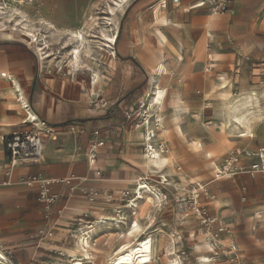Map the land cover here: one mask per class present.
<instances>
[{
    "label": "crops",
    "instance_id": "1",
    "mask_svg": "<svg viewBox=\"0 0 264 264\" xmlns=\"http://www.w3.org/2000/svg\"><path fill=\"white\" fill-rule=\"evenodd\" d=\"M196 1L139 0L137 4L141 9L151 8L157 41L153 40L151 47L155 60L145 62V65L150 68L152 89L156 84L165 94L160 105L150 106L148 103L147 109L155 108L161 126L164 124V132L174 139V150L177 145L184 151L193 150L192 140L197 139L204 151L218 154L214 161H219L229 147L220 131L223 123L229 125L238 146L248 150L264 148V0H229L226 11L216 14L207 8H192ZM95 2L66 0L71 7L66 4L55 9L40 6L36 18L40 25L52 26L65 33L82 30ZM135 33L133 42L139 44L141 41ZM28 40L8 32L0 34V178L7 167L2 138L12 131H39L43 136L44 154L40 161H20L12 171L9 185L0 186V249L10 264H70L77 258L74 254L76 240L79 231L85 230L86 223H92L94 227L87 244H94L93 247H99L101 252L109 249L102 247L100 241V235L107 227H127L126 231L135 229V226L130 227L131 222H137L141 227L136 218L137 208L134 217L125 210V221L121 224L107 222L97 225L101 220H114L117 209H123L120 194L133 191L131 188L138 178L144 177L142 173L152 171L144 160L137 159V147L144 135L131 127L129 129L125 118L126 111L135 106L140 93L137 87L135 91L131 88L113 93L107 91L104 97L110 104H115L128 91L135 94L129 106L122 102L110 113L96 111L84 101H89L87 98L95 93L98 73L91 67L86 68L91 88L83 94L80 72L72 68L80 66L78 59L70 58V66L46 65L43 60L48 54L40 47L35 50ZM132 48V45L125 44L120 51L115 40L113 47L108 45L103 50L109 53L111 62L116 59L118 63L130 62L132 68H128L135 82L141 76L147 84L146 70L130 52ZM159 57L162 60L157 62ZM160 64L164 66V72H158ZM120 70L118 67L111 73L115 75ZM177 75L184 76L182 82H176ZM217 77L220 80H216ZM226 79L229 86H220L219 81ZM198 91L199 94L195 95L194 92ZM228 92L235 97L223 109V115L215 112L208 117L196 116L195 120L188 115L194 109L199 112L208 109L207 101L211 99L223 101L229 96ZM165 98L172 113L164 119L161 110ZM233 108L237 110L233 112ZM241 115L243 118L237 120ZM245 117L249 134H243L245 129L241 123ZM38 120L43 126L35 122ZM72 125L83 132L71 131ZM193 127L198 133H193ZM95 129H101L105 141L96 161L100 176L90 171L86 162V151L94 139ZM213 132L216 140L210 143ZM201 144L197 147L201 148ZM198 156L204 168L211 170L212 166L203 156ZM250 161L245 159L244 163ZM216 167L214 165L213 171ZM33 175L47 179L74 176V187L93 190L95 199L89 201L78 190L69 193L65 187L54 186L51 192L57 194V202L50 210H44L37 200V188L21 186ZM233 183V211L229 213L227 206L222 204L217 211L218 223L233 231L223 239L230 238L236 243L238 258L234 264H264V174L253 177L240 174ZM170 211L168 213L172 215L173 210ZM80 217L84 218L82 223L77 222ZM191 218L196 227L195 217ZM168 220L172 219L169 217ZM47 232L51 235L48 236ZM198 232L194 234L198 235ZM73 233L74 247L69 248L67 238ZM124 234L116 233L118 236L112 240L114 247L109 257L126 242ZM103 246L106 247L107 243ZM85 261L89 260L81 262ZM166 261L163 256L151 264Z\"/></svg>",
    "mask_w": 264,
    "mask_h": 264
},
{
    "label": "rangeland",
    "instance_id": "2",
    "mask_svg": "<svg viewBox=\"0 0 264 264\" xmlns=\"http://www.w3.org/2000/svg\"><path fill=\"white\" fill-rule=\"evenodd\" d=\"M138 2L139 0H126V2H123L122 0H96L92 11L85 19V28L78 30L83 35V45L81 46L83 48L81 49L82 51L78 57L80 66L71 67L79 70L80 72V88L83 94H86V91L91 88L89 86L90 75L87 73L86 68L91 67L98 73L99 79L98 83L94 87L95 93L91 95L89 99L87 98L89 101H84L85 104L89 105L96 111L102 110L100 108V100L110 104L106 97H104L105 92L111 91L113 93L119 89L128 90L130 88L134 90L137 87L136 90L140 93L138 100L133 108L126 111L129 118L126 116L125 118L129 129L132 128L140 135H144V127H142V124L146 121L147 116H152L149 129L155 130V124L153 121L156 116L155 108L149 109L147 113L144 112V109L147 107L152 96V84L149 77L150 68L145 65V62L155 60L153 59L151 47L153 40H157L154 34L155 27H153L152 23L151 8L146 7L145 9L143 8V10L138 7ZM63 4L71 7L70 4L66 3V0H32L29 4H14L15 7L13 8H15V12L0 15V34L8 32L17 38L28 40L29 37L26 38L23 36V32L29 33L31 37H35L36 41L35 43H32L35 50L37 43V45L40 48H43V51L48 54V57L43 60L44 64L53 66L58 63V65L70 66V51L73 47L77 46L70 32L75 31H68L65 33L64 31L58 30L52 26H43L39 24V20L36 18L40 6L47 5L48 8L55 9L57 6L61 7ZM164 15L166 16L167 14L165 13ZM135 32H137L141 41L139 44L133 42V39H135L136 36ZM64 33L66 35H64ZM102 34L109 37L115 34L116 43L118 44L120 51H123L125 44L133 46L130 52H132L134 57L142 66H144L147 73V84L142 80L141 76H139L138 82H135L134 76L128 68L131 66L129 64L130 62L118 63L117 59L114 61L116 63L111 62L109 53L106 49L103 50V48H107L108 46H104ZM159 53L162 54V50H160ZM161 60L162 58L159 57L156 61L158 62ZM118 67L121 69L119 71L120 73L112 75L111 71H114ZM176 77L177 83L182 82L184 79L183 75H177ZM216 80H220V78L217 77ZM228 82L229 81L226 79L224 81H219V84L220 86L226 85L227 88L229 86ZM194 83H196L195 88L198 89L199 86L197 81L195 80ZM230 93L231 92L227 93L229 96H227V98H223V101H220V99H211L210 102L207 101L206 106L208 109L203 112H199L194 109L188 115L192 116L191 118H193V120L197 118L196 116L208 117L210 115H214L215 112L223 115V109H225L232 98L235 97L230 95ZM194 94L198 95L199 91L194 92ZM166 98L161 110V115L164 119L172 113L167 108ZM228 126L229 125L227 123L221 124L220 131L223 136V141L225 144H229V147L227 153L219 161H214L218 154H215L212 151L209 152L203 150L204 147L200 140H192L191 146L194 148V151L192 149L190 151H184L183 148L179 147V145H177L174 150L172 145L174 139L165 133L164 130H161V132H157L155 130L153 143H165L166 152L162 156L167 157V161L160 170H152L151 172L145 171L142 174H144V177L146 178V183L166 194L167 199L162 207H158L155 202L153 205H145L143 201L139 200L136 218L138 219L142 229L139 233H137L136 238L141 240L148 236L153 237V248L155 247L154 259L158 260L159 258L165 256L167 260L166 262H160V264H172L170 258L172 259L174 256L177 259L179 257L178 261L180 264H200L198 262V258L200 256H210L207 252V250L211 248V242L208 238L210 234L214 235L216 233V227L217 225H220L218 223L220 222V217L217 216L219 205L222 204L223 207L227 206L226 209H228L229 213L233 211V181L240 174L249 176L245 169L251 164V161L249 164H245L244 160L249 158L241 157L239 158V163L234 166L233 172L229 176H223L221 178H216L214 176V165H217L219 168L224 160L231 154L236 151L248 150L236 144L238 143L236 136L232 133V130H230ZM162 127H164L163 123ZM192 131L193 133H198V129H195L194 127L192 128ZM215 136L216 134L213 132V137L210 140V143H215ZM169 143H171L170 146ZM197 144H201V148L197 147ZM144 147V139H141L137 147L139 149L137 153V159L139 161L144 158ZM173 151H175L174 154L170 153ZM206 152L210 155L209 158L206 157ZM198 154L202 155L207 163L212 166L211 170H206V168H204ZM162 179H166L167 182L161 184ZM196 183L202 185L205 188V191L202 193L194 192L192 188H195ZM134 187L135 185H133L131 189H134ZM196 195H198V204L205 209L210 217L215 218L217 221L216 225L213 226L209 232L203 225L200 224L198 218L194 215L190 207V200ZM219 201H222L223 203H220ZM170 210H173L172 215L168 213ZM147 216L150 217L148 218ZM169 217L172 220H168ZM191 217H195L198 224L196 227L195 225H192ZM127 224L129 225V221ZM147 225H150V227H147ZM222 226L225 231L218 234L216 238V246L222 248L231 242L236 245V243L230 238L227 240L223 239L224 235H232L233 231L229 230V228H226L224 225ZM126 228L127 227H121L120 229H115L107 227L104 230L105 233L100 235V241L102 247L109 249L105 252H101L99 247H93L91 253L94 257L89 261L80 262L79 264H107L106 258L109 257L112 252L111 248L114 247V241L112 240L117 238L118 235H116V233H125ZM195 228L199 231L198 235L194 234L195 232L197 233ZM74 234L75 233L70 234L67 238L69 248L74 247ZM104 243H107L106 247L103 246ZM169 250L170 252H168ZM169 253H171V255H168ZM213 257L215 261L210 264L226 263L224 262L225 258L221 256V254ZM232 264H234V262Z\"/></svg>",
    "mask_w": 264,
    "mask_h": 264
},
{
    "label": "built area",
    "instance_id": "3",
    "mask_svg": "<svg viewBox=\"0 0 264 264\" xmlns=\"http://www.w3.org/2000/svg\"><path fill=\"white\" fill-rule=\"evenodd\" d=\"M177 2V0H173ZM229 0H197L192 8H207L210 13H223L227 9V3ZM32 0H0V15H6L10 12H15L14 4H29ZM30 41V40H29ZM114 107V104H108L107 102H103L100 100V108L104 110L106 113H110ZM125 116L129 118L128 114L125 113ZM36 122V121H35ZM40 126H43V122L39 121ZM37 123V122H36ZM145 123V122H144ZM143 123V124H144ZM157 122L155 124V130L157 128ZM144 127V126H143ZM71 131L83 132L82 129H77L76 126L72 125L70 127ZM155 130L149 129V127H144V152L145 156L153 157L154 152L164 155L166 152V145L163 142H159L158 144L153 143V139L155 138ZM94 139L90 143L89 147L86 151V162L89 167V170L94 172L96 176H100L101 172L96 168V161L98 157L99 150L104 146L105 141L101 137V129H95L93 131ZM3 147L6 152L7 157V167L4 172L3 178H0V186L9 185L10 176L12 174L13 169L19 164L20 161L23 160H31V161H40L43 159L44 147H43V136L37 130L32 131H24V130H14L9 135L2 138ZM246 157L251 159V164L245 169L246 173L249 176L253 177L258 173L264 174V148L260 147L255 150H241L236 151L227 157L224 162L220 165L217 177L221 178L223 176H229L234 169V166L239 163V158ZM76 178L74 176H70L67 178H58V179H47L42 177L41 175H33L24 180L21 183V186L24 188H37V200L41 207L44 210H50L55 203L57 202L58 196L51 192L52 187L54 186H62L65 187L69 193H73L76 190L89 201H93L95 199V192L90 189H76L74 187V182ZM167 181H161V184L166 183ZM145 185L146 183L145 177L138 178L135 189L133 191H124L120 194L119 200L123 203V209H117L115 214V219L118 224H121L125 221V210L129 212L130 217H134L136 213V208L138 202L140 200L138 195V190L142 192V194L147 189ZM141 187H145L144 189ZM158 198V207H162L165 204L167 196L163 192H160L158 189L154 188ZM194 192H204L205 188L196 183L195 188H192ZM190 207L194 213V215L198 218L201 225H203L206 230L212 229L213 226L216 225L217 221L215 218L210 217L204 208H202L198 204V195L194 196L190 200ZM84 218L80 217L77 222L82 223ZM134 222H131L130 226L132 227ZM93 229L92 223H86L84 235H88ZM224 227L222 225H217L216 233L214 235L209 236V241L211 242V248L207 250L208 254H210L209 258L214 262V257L218 254H221L225 258L224 262L232 264L237 259V247L231 242L227 246L222 248L216 246L217 236L219 233H223ZM48 236L51 235V232H47ZM179 259V257H178ZM212 262H205V264H210ZM0 264H10L5 253L0 249Z\"/></svg>",
    "mask_w": 264,
    "mask_h": 264
},
{
    "label": "bare ground",
    "instance_id": "4",
    "mask_svg": "<svg viewBox=\"0 0 264 264\" xmlns=\"http://www.w3.org/2000/svg\"><path fill=\"white\" fill-rule=\"evenodd\" d=\"M122 1L126 2V0H122ZM120 9H122V8H120ZM25 31H26V29H25ZM23 33H24L23 36H25L26 38L29 37L28 39L30 40V42L35 43L36 40H35L34 36L31 37V35H29V33H25V32H23ZM70 33H71V36L74 38L76 45H77L71 49L70 54H71V58H73V60L77 61V59L80 56V53L82 51L81 49L83 48V47H81L83 45V35L80 31H75V32H70ZM102 40L104 41V46H108L107 44H109V46L112 47L115 43L116 37H115V34L112 35L111 37L102 34ZM36 47H39V46L36 45ZM164 70H165L164 66L162 64H160L158 66V72H164ZM164 97H165V94L159 90V87L156 84H154L149 105L150 106L160 105L161 100L164 99ZM147 108H148V106L145 107V109H144L145 113H147V111H148ZM236 110H237V108L232 109L233 112ZM30 116L33 120H35L34 116H32L31 114H30ZM243 116L244 115H241L240 117L237 118V120H240L241 118H243ZM151 118H152V116H147L146 121L144 124H142V126L149 127ZM153 121L157 122L156 123L157 124V128H156L157 132H161V130H164V129H162L160 120L156 116L154 117ZM36 122L39 124L38 121H36ZM247 122H248V120L245 117L244 123H241V124H243L244 129H245L243 134H249L250 133ZM207 157L209 158L210 155H207ZM143 160H144V164L146 166H149L152 170L153 169L160 170L162 168V166L165 164V162L167 161V157L161 156L160 154L154 152L153 157H149V156L144 155ZM218 170H219L218 167H216L214 170V176L215 177H217ZM162 180L167 181L166 179H162ZM145 187L147 189L145 190L143 195H142V192L140 191V189L137 191L140 200L143 201L145 205H147V204L153 205L154 202H155V204L158 205L159 198H158V195H157L154 187H151L150 185H145ZM145 187H141V188L144 189ZM107 222H113L115 224H118V222H116V220L108 218L106 220H101L99 223H97V225L107 223ZM134 226H135V229H132V230L128 229L125 232L123 239L126 242L123 244V246H121L118 250H116L109 258L106 259L107 264H151L153 262L154 257H155V253H154L155 247L153 248V237L152 236H148V237L145 236L146 238L138 240L136 238V234L139 233V231L141 230V227L138 225L137 222H134V225L132 227L131 226L130 227L133 228ZM93 230H94V227H93ZM91 232H93V231H91ZM90 233H88V235L85 236L84 231H79V239L76 240L77 250L74 251V254H77V258L75 259L74 262H71L70 264H79L82 260L83 261L84 260H90L94 257L93 254L91 253L94 244L93 245L87 244V242L89 243L90 238H91L92 233L91 234ZM92 243H94V242H92ZM210 247H211V245H210ZM168 252H170V250ZM168 255H171V253H169ZM170 261L172 264H180L178 259L175 256L172 257V259L170 258ZM198 262L200 264H205V262L206 263L212 262V259H210L207 256H200L198 258Z\"/></svg>",
    "mask_w": 264,
    "mask_h": 264
},
{
    "label": "trees",
    "instance_id": "5",
    "mask_svg": "<svg viewBox=\"0 0 264 264\" xmlns=\"http://www.w3.org/2000/svg\"><path fill=\"white\" fill-rule=\"evenodd\" d=\"M136 65L137 63L134 62ZM133 94L134 91H128L126 92L115 104H114V108L118 107V105L122 102H124L126 105H131L132 101H133Z\"/></svg>",
    "mask_w": 264,
    "mask_h": 264
}]
</instances>
